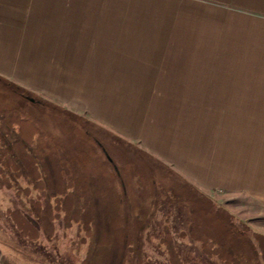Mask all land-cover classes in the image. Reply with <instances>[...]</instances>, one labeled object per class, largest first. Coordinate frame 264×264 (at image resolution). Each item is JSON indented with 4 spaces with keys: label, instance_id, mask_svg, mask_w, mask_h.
<instances>
[{
    "label": "crops",
    "instance_id": "crops-1",
    "mask_svg": "<svg viewBox=\"0 0 264 264\" xmlns=\"http://www.w3.org/2000/svg\"><path fill=\"white\" fill-rule=\"evenodd\" d=\"M0 77L264 212V0H0Z\"/></svg>",
    "mask_w": 264,
    "mask_h": 264
},
{
    "label": "rangeland",
    "instance_id": "rangeland-1",
    "mask_svg": "<svg viewBox=\"0 0 264 264\" xmlns=\"http://www.w3.org/2000/svg\"><path fill=\"white\" fill-rule=\"evenodd\" d=\"M24 91L0 80V264H264L251 200Z\"/></svg>",
    "mask_w": 264,
    "mask_h": 264
},
{
    "label": "trees",
    "instance_id": "trees-1",
    "mask_svg": "<svg viewBox=\"0 0 264 264\" xmlns=\"http://www.w3.org/2000/svg\"><path fill=\"white\" fill-rule=\"evenodd\" d=\"M5 80V79H3V78H1L0 77V80ZM5 81H7V80H5ZM9 82V81H8ZM12 83V82H11ZM14 84V83H13ZM15 85V87L16 88H18V89H20L22 92H24L25 93V91L21 88V87H19V86H17L16 84H14ZM27 93V92H26ZM25 93V94H26ZM26 95H28V94H26ZM30 95V94H29ZM30 99V98H29ZM32 100V99H31ZM122 141V140H121ZM146 155H148V156H150V157H152V158H154L155 160H157V161H160L159 159H157V158H155L154 156H152V155H150V154H148V153H146ZM195 187V186H194ZM196 188V187H195ZM197 189V188H196ZM202 194V193H201ZM202 195H204V194H202ZM205 196V195H204ZM207 197V196H206ZM258 237H261L263 240H261V241H263V244H261L260 242L261 241H259L257 238ZM254 247H255V250H254V252H255V255H257L258 256V251L259 250H261L263 253H264V236L263 235H261V234H258V235H256V237H255V241H254ZM3 257V254H1V251H0V259Z\"/></svg>",
    "mask_w": 264,
    "mask_h": 264
}]
</instances>
